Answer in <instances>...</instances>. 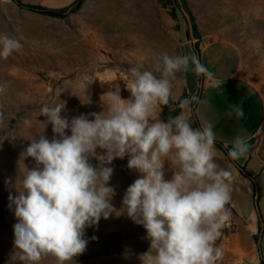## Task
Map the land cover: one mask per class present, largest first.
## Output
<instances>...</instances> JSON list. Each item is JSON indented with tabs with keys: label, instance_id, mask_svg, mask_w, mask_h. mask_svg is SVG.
Wrapping results in <instances>:
<instances>
[{
	"label": "rangeland",
	"instance_id": "obj_1",
	"mask_svg": "<svg viewBox=\"0 0 264 264\" xmlns=\"http://www.w3.org/2000/svg\"><path fill=\"white\" fill-rule=\"evenodd\" d=\"M21 1L62 8H57L59 4L54 0ZM185 1L196 26V43L188 35L179 7L170 5L168 0H83L64 19L20 8L12 0H0V34L15 37L22 44L18 52L7 59L0 58V84L8 85L0 94V264H25L14 246V225L18 221L9 196L18 195L16 181L18 175H23L24 165L29 169L36 166L31 157L19 162L20 153L39 135L49 140L54 136L52 125L41 115L45 105L64 104L61 116L69 121L80 114L106 113L109 99L104 95L108 92L125 100L130 98V68L143 65L159 76L154 65L164 53L194 54L200 63H214L211 72L215 78L227 80L237 63L229 46L240 54L243 75L264 97V0ZM208 42L214 45L206 53L194 50ZM191 65L184 74H177L172 100L184 93L183 78L185 83L189 80ZM196 83L199 92L201 75L196 76ZM227 83L229 89L225 92L219 85L211 86V121L227 105L243 102L235 83ZM204 105L205 102L201 113ZM162 111L160 105L154 118L163 120ZM25 121H31V126ZM212 130L219 143L218 139L237 137L226 135L220 128ZM252 144L254 156L245 171L253 174L261 165L264 174V117ZM214 152L216 163L232 177L231 201L227 205L232 227L225 226L216 241L224 253L217 264H264V200L259 196L255 199L234 179L229 151ZM128 159L125 155L110 165L114 169L109 181L115 190L112 204L117 210L122 208L126 189L142 175L128 168ZM91 163L95 166L99 162L92 159ZM170 167L176 170L165 162V180L172 178ZM258 183L264 193V176L258 178ZM84 239L88 241L86 250L69 264H140L138 257L149 251L151 243L146 229L126 214L101 218L98 225L85 230ZM39 264L56 261L48 256Z\"/></svg>",
	"mask_w": 264,
	"mask_h": 264
},
{
	"label": "clouds",
	"instance_id": "obj_2",
	"mask_svg": "<svg viewBox=\"0 0 264 264\" xmlns=\"http://www.w3.org/2000/svg\"><path fill=\"white\" fill-rule=\"evenodd\" d=\"M21 47L19 39L0 34V58ZM190 63L197 75L213 79L194 54L164 53L154 65L159 76L143 65L130 68V98L108 92L106 113L80 114L69 121L61 116L64 104L41 108L54 136L49 140L41 134L20 153L19 162L31 157L36 166L24 165L16 181L18 195L9 196L18 221L14 246L20 261L39 264L51 256L56 264H69L86 250L88 227L126 214L146 229L151 242L138 257L140 264H217L224 253L216 241L231 215L232 177L215 161L212 126L194 128L183 112L167 121L154 118L157 108L173 98V82ZM7 87L0 84V94ZM197 102V96L185 97L179 106ZM25 123L31 126V121ZM248 150L237 136L228 155L237 160ZM125 155L128 168L142 175L126 189L117 210L110 165ZM92 159L99 163L94 166ZM165 162L176 169L170 167V180H165Z\"/></svg>",
	"mask_w": 264,
	"mask_h": 264
},
{
	"label": "crops",
	"instance_id": "obj_3",
	"mask_svg": "<svg viewBox=\"0 0 264 264\" xmlns=\"http://www.w3.org/2000/svg\"><path fill=\"white\" fill-rule=\"evenodd\" d=\"M55 3H58V7H67L71 5L75 0H54ZM22 2V1H21ZM61 3V4H60ZM28 4V3H25ZM36 4V3H31ZM41 3H37L36 5H40ZM43 4V3H42ZM55 7V8H56ZM211 42H208L203 45H199L194 50L198 54L206 53L211 46ZM231 49L234 50L237 56V63L235 70L232 74L227 78V80L221 78H215L213 76L212 80H209L206 76L201 75L202 83L201 89L197 91V83H196V76L197 74L192 70L193 65H191V70H189L190 78L188 81H184V93L187 97L197 96L199 98V102L195 103L194 105H190L187 108L181 109V112L185 113L192 123L194 128H203L208 125L212 126L213 128H220L226 135L228 133H232L233 135L241 136L245 139L248 144V152L245 156L241 157L240 159L233 160L231 158L233 167V177L236 181H238L242 186H244L248 191L252 192L255 199L259 196V198H263L264 200V193L262 191V187L258 183V178L263 177L262 174V166L259 165L260 170H257L253 174H247L245 171L247 162L254 156L252 147L253 138L259 132L264 117V97L263 95L257 90V88L253 85V83L243 75L242 71V63L239 52L229 46ZM204 65L210 72L211 67L214 63H201ZM212 65V66H211ZM184 74V72H183ZM184 77V75H183ZM227 82H234V86H236V92L240 93L243 98L242 103H231L224 107L222 112H220L214 120L211 121V86H217L222 88V92L228 90ZM186 84V85H185ZM206 103L205 110L201 113V105L202 103ZM242 110L243 115L238 116L237 110ZM198 113V117H197ZM233 137V136H232ZM217 139V138H216ZM220 141H215L216 144L220 146L221 149L217 148L214 145V151L217 150L225 154L226 151H230L233 147V142L235 139H218ZM252 212H249V215L252 216ZM253 219V217H251Z\"/></svg>",
	"mask_w": 264,
	"mask_h": 264
},
{
	"label": "trees",
	"instance_id": "obj_4",
	"mask_svg": "<svg viewBox=\"0 0 264 264\" xmlns=\"http://www.w3.org/2000/svg\"><path fill=\"white\" fill-rule=\"evenodd\" d=\"M18 7L20 8H25L31 12L49 16L52 18H59V19H64L69 13H73L76 7L83 1V0H75L71 5L61 8V9H52V8H47L41 5H36V4H25L21 2V0H12ZM169 4L174 6V7H179V3L177 0H168ZM183 6L185 7L186 11L190 14L188 8L186 7V1L181 0ZM179 13L182 15V13L179 11ZM175 17H177V14L174 12L173 14ZM183 16V15H182ZM191 21L193 24V29H194V35L196 33V26L193 21V17L190 14ZM186 96L185 93H183L178 100L174 101L170 99L168 105H163V111H162V119L163 121H167L168 119L180 115V107H179V101L184 99ZM195 103L191 104L194 105ZM217 148L221 149L218 144H214ZM258 219L260 220V212H258ZM259 234L261 232L260 227H258ZM256 238V237H255Z\"/></svg>",
	"mask_w": 264,
	"mask_h": 264
},
{
	"label": "water",
	"instance_id": "obj_5",
	"mask_svg": "<svg viewBox=\"0 0 264 264\" xmlns=\"http://www.w3.org/2000/svg\"><path fill=\"white\" fill-rule=\"evenodd\" d=\"M178 3H179V9H180V12L182 13L186 23H187V27H188V35L191 39V41L193 43H196L198 41L197 38H195V35H194V29H193V24H192V21H191V17H190V14L186 11L185 7L183 6L181 0H177ZM257 211L258 208H257Z\"/></svg>",
	"mask_w": 264,
	"mask_h": 264
},
{
	"label": "built area",
	"instance_id": "obj_6",
	"mask_svg": "<svg viewBox=\"0 0 264 264\" xmlns=\"http://www.w3.org/2000/svg\"><path fill=\"white\" fill-rule=\"evenodd\" d=\"M226 227L229 228V229L232 227L230 221H228V223L226 224Z\"/></svg>",
	"mask_w": 264,
	"mask_h": 264
}]
</instances>
